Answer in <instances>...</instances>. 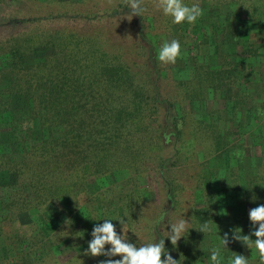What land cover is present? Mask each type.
Wrapping results in <instances>:
<instances>
[{
  "label": "trees",
  "instance_id": "1",
  "mask_svg": "<svg viewBox=\"0 0 264 264\" xmlns=\"http://www.w3.org/2000/svg\"><path fill=\"white\" fill-rule=\"evenodd\" d=\"M18 1L28 9L18 21L34 26L0 39V116L11 117L0 122V264H101L109 257L84 253L94 226L105 219L137 247L164 238L181 264H204L213 248L220 249L221 264L234 252L259 264L255 247L233 240L232 230L254 231L249 210L264 205V76L244 71L254 69L249 56L263 46L264 27L253 32L251 22L264 0H215L219 11L240 3L250 20H235L231 10L212 23L220 35L215 55L190 57L192 74L176 78L170 89L157 80L167 71L150 58L154 42L142 35L133 54L101 24L130 11L126 0ZM146 2L141 24L154 6ZM62 17L89 23L39 25ZM173 39L185 43L182 36ZM227 44L240 45L242 56L228 58ZM209 98L221 108L206 110L207 120L183 105ZM253 118L259 154L246 169L245 144L233 137ZM221 119L237 130L225 129ZM225 157L229 164L222 169ZM196 159L200 169L188 198V180L174 167ZM155 174L161 202L151 197ZM219 192L236 194L228 210L219 208ZM180 219L190 229L174 247L167 231ZM206 221L212 231L204 234L197 229ZM225 233L227 247L220 239Z\"/></svg>",
  "mask_w": 264,
  "mask_h": 264
},
{
  "label": "rangeland",
  "instance_id": "2",
  "mask_svg": "<svg viewBox=\"0 0 264 264\" xmlns=\"http://www.w3.org/2000/svg\"><path fill=\"white\" fill-rule=\"evenodd\" d=\"M150 2V0H148ZM193 1V4H199L200 7L203 9V15L202 17L198 18V20L194 24H189L187 22H183L181 24H173L172 18L169 16H165L162 12V10H158L155 8V6L149 8V15L150 17L143 19V23L140 22L138 16H133L131 19V16L129 15L130 11L122 12L120 14H115L113 16H107L105 20L101 24H104L109 26V29L111 30V34H114L115 39L121 41L122 43H125L128 47L131 53L135 54L138 50H140L141 43H144L141 39V36L143 35V38L148 41V44L150 41L155 43V50H153L150 53V58L153 60V58L158 59V53L163 43L165 42H171L172 37L174 35H178L179 39L185 40V43H181V55L177 58L175 64H163L160 62V67L163 70V73L167 71L166 75H170V82L169 80L165 79L163 77H167L166 75H162V77L159 76L157 80L163 84L164 87L169 85V89L173 88L174 85L172 84L173 81L176 78H184L188 77L193 72V66H191L188 62L189 58L192 57L194 54L199 53L200 55H205L206 59L209 57L214 56L217 51V45L215 43L220 40V35L218 34L214 24L212 23H220L225 18V14H228L232 10V16L235 20H241V19H248L247 12L244 8L239 7V4L237 7L231 8L228 4L223 6L221 8V11H219V8H216L214 4H212L215 0H191ZM189 1V2H191ZM146 2L147 5L151 6L153 3ZM245 3V2H244ZM27 3L24 1H18V0H0V39L6 38L11 34H15L18 32H22L25 30L30 29V24H26L23 22L18 21V18L23 11H27ZM242 5V3H241ZM191 6V5H190ZM30 9V8H29ZM263 7L257 8L253 15H256L257 19H252L251 28L253 32H260L263 30L264 27V17L260 20L259 15L261 14L263 16ZM151 12V13H150ZM219 13V14H218ZM217 15V16H216ZM63 24L70 26H78L79 28L86 27V24L89 23L87 19H81V18H61L60 20H52L45 21L44 23H39V25L43 26H50L53 24ZM143 25V26H142ZM206 35V36H205ZM204 39H207L204 40ZM263 39L258 38V42L262 41ZM196 41H199L200 48L196 49L195 43ZM151 44V43H150ZM224 53L228 58H231L235 55L242 56L241 49L242 47L235 46L230 47L228 44L223 47ZM259 53L255 56H249L251 58L252 62H254L255 66L254 69L250 66L244 67V71L247 70L248 75H251L252 77L257 76L258 74L264 76V41L263 46L259 48ZM138 58L143 60V57L139 55ZM248 58V59H249ZM247 59V60H248ZM169 68H168V67ZM251 68L253 70H251ZM256 68V69H255ZM250 76V77H251ZM164 81H167L168 84L164 83ZM246 83V82H245ZM172 85V86H171ZM168 88V87H167ZM165 88L166 91L169 89ZM216 99L209 98L206 102L203 101H185L184 106L188 109L193 110L195 117L197 118H204L209 119V115L206 113V110L211 109L214 110L215 107L221 108L219 103L214 102ZM183 102V101H182ZM224 108V107H222ZM213 119L217 122L218 117L216 114H213ZM9 114H5L3 116H0V122L1 121H8L10 119ZM221 125L225 127V129L230 128V130H237V126L228 120L221 119L220 121ZM223 127V128H224ZM249 129V130H247ZM246 128H242V134L235 135L233 138L235 140L242 139L245 148H246V169H250L249 165H253L254 159L259 154V147L257 146V143L259 141L258 134H255L257 131V124L256 119L253 118L250 120V124ZM191 134L189 132L186 133V138H189ZM200 158V157H199ZM229 159V158H228ZM224 158V168L225 169L228 164L229 160ZM200 161L201 159L196 160H190L188 161V166L186 163V167L183 165H179L178 167H174L176 169V174L180 175L181 179L188 180V187L186 188L185 195L188 196V198L191 197V188L190 185L194 183L195 178L197 177L198 169H200ZM234 162V160H233ZM182 169V170H179ZM154 170H152V174H154ZM155 183H153V193L151 197H156V199L161 202L163 200V194L158 192V185L161 186L159 183L160 178L154 175ZM195 177V178H194ZM111 181V179H109ZM196 182V181H195ZM192 187V186H191ZM236 194L232 192H219L217 194V200L219 203V208L228 210L229 206H231L234 202H236ZM169 203V199L165 201V205ZM204 264H212L210 258L204 259Z\"/></svg>",
  "mask_w": 264,
  "mask_h": 264
},
{
  "label": "clouds",
  "instance_id": "3",
  "mask_svg": "<svg viewBox=\"0 0 264 264\" xmlns=\"http://www.w3.org/2000/svg\"><path fill=\"white\" fill-rule=\"evenodd\" d=\"M130 10L131 19L133 16H141L147 10L144 7V0H126ZM155 8L162 10L165 16L172 18L173 24H181L187 22L194 24L198 18L202 17L203 9L199 4L188 6L183 3V0H153ZM181 55V46L178 40L173 39L171 42L162 44L158 60L163 64H175L177 58ZM249 220L255 229L248 235L242 234V228L232 230V239L241 242L247 248L255 247L258 256L259 264H264V205H259L249 210ZM102 224L94 226L91 236L92 239L88 244L85 255L106 256L109 259L102 261L101 264H181L180 260L174 259L165 248V239L161 238L158 242L148 243L137 247L136 245L127 242L125 235H119L115 225L110 219L103 220ZM124 226V219H119ZM216 225V224H215ZM258 225V228L256 226ZM171 230L167 231V239L175 247L178 241L184 237V233H188V221L180 219L176 223L170 224ZM217 226V225H216ZM202 233L211 232L212 229L208 221L201 224L197 229ZM251 236H255L253 241ZM223 246L227 247L229 243V235L225 233L220 237ZM106 245H111L108 250H105ZM119 256L121 259H111V257ZM162 257H165L162 259ZM210 260L212 264H221L220 249L213 248L211 250ZM228 264H249L247 257L234 252L233 257L228 260Z\"/></svg>",
  "mask_w": 264,
  "mask_h": 264
}]
</instances>
